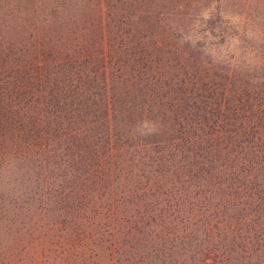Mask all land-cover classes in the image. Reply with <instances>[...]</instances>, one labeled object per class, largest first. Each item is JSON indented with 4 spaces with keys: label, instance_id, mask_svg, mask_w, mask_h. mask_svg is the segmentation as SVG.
<instances>
[{
    "label": "trees",
    "instance_id": "trees-1",
    "mask_svg": "<svg viewBox=\"0 0 264 264\" xmlns=\"http://www.w3.org/2000/svg\"><path fill=\"white\" fill-rule=\"evenodd\" d=\"M0 264H264V0H0Z\"/></svg>",
    "mask_w": 264,
    "mask_h": 264
},
{
    "label": "rangeland",
    "instance_id": "rangeland-1",
    "mask_svg": "<svg viewBox=\"0 0 264 264\" xmlns=\"http://www.w3.org/2000/svg\"><path fill=\"white\" fill-rule=\"evenodd\" d=\"M160 8L161 10L166 9L168 11L169 9L175 10L174 5L167 1ZM197 8H199V10H193L188 7L184 8L182 6L178 7V11L185 13V15L182 14L177 17L175 11L171 14V16L168 13L170 17L169 22L172 23L176 20L178 25H184V32H192L195 34V38H200L207 42L206 45H208L207 47L209 51H212L214 48L215 52L218 53L220 50L219 57L221 59L229 62L243 60L244 55L247 53L241 50V43L245 46V48L251 49L253 37L251 38L252 33L250 26L246 27L245 23L242 24L241 22L244 18H241V15L240 17L236 16L235 12L238 10L232 9L227 11H218L221 17L216 20V24H219L220 28H223L226 32L224 34L223 41L217 45L216 39L220 33H218L219 31L215 27L210 25L212 24L210 20H207V16L210 13V11H208V6L206 8H202L201 6ZM166 30L169 31L168 28H166ZM200 34H202L203 37H201ZM205 35L207 37H205Z\"/></svg>",
    "mask_w": 264,
    "mask_h": 264
}]
</instances>
